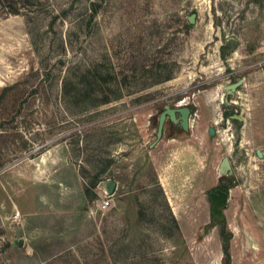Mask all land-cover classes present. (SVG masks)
I'll return each instance as SVG.
<instances>
[{"label": "rangeland", "instance_id": "obj_1", "mask_svg": "<svg viewBox=\"0 0 264 264\" xmlns=\"http://www.w3.org/2000/svg\"><path fill=\"white\" fill-rule=\"evenodd\" d=\"M11 2L0 93L27 79L0 106V264H218L222 179L231 264H264V0ZM165 104L189 128L150 147Z\"/></svg>", "mask_w": 264, "mask_h": 264}, {"label": "trees", "instance_id": "obj_2", "mask_svg": "<svg viewBox=\"0 0 264 264\" xmlns=\"http://www.w3.org/2000/svg\"><path fill=\"white\" fill-rule=\"evenodd\" d=\"M14 1L15 0H12V2L10 3L9 8H8V13L16 15V14L19 13V10L16 9V4H15ZM90 5H91V8H90L91 9V14H94L96 12L95 4L94 3H90ZM219 50H220V57H221L222 60H224L226 55H227V46L225 44L221 45ZM59 62L61 63V61H59ZM85 68H86V73H88V77L95 78V74L96 73H101V70L99 68H97V65H95L94 63L89 64L88 67H85ZM84 78H86V74H85ZM171 78H172L171 74H166L163 78H161V80L167 81V80H170ZM25 79H27V76H25L21 81L15 82L13 85H11V86H9L7 88H4L1 91V93H0V106H1V104H3V102L7 98L8 93L10 91L15 90L20 85H22L23 81H25ZM70 82L71 81L65 80L64 83H63V86H62V90H63L64 96H66L65 94L67 92L69 98H70L71 95H70V91L67 88H68ZM159 82L160 81L157 80L154 84L159 83ZM151 84H147L145 86V88L151 87L152 86ZM77 85H81L82 88H79V89L75 88L76 93H79L80 91L83 92L86 84L81 82V83H79ZM83 85H85V86L83 87ZM121 97L122 96L120 95V93H117V95L113 99H109V97L106 96L104 99L103 98L97 99L96 103H98V102L99 103H107V102H110L112 100L120 99ZM0 138H1V135H0ZM1 167H3L2 164L0 165V168ZM94 186H95L94 182L91 183L90 185L86 186L85 189H84V193L87 195L90 192V190H92V188H94ZM232 186H233V184H232L231 181L225 182L224 179H222L221 181H219V183L217 185V189H221V190H223L225 192H228L229 188L232 187ZM171 221H172L173 226L177 229L178 234L181 236V232H180V230L178 228L177 221L174 219V217H171ZM219 236H220V239H221V242H222L221 249H222L223 256H222V261L220 263H218V264H231V255H230V251H229V239L231 237V233L226 230L225 219L219 222Z\"/></svg>", "mask_w": 264, "mask_h": 264}, {"label": "water", "instance_id": "obj_3", "mask_svg": "<svg viewBox=\"0 0 264 264\" xmlns=\"http://www.w3.org/2000/svg\"><path fill=\"white\" fill-rule=\"evenodd\" d=\"M192 18L193 16L190 19ZM240 83L241 82L238 81L237 83L229 86V88L230 89L235 88ZM176 114H179V117H177ZM190 114H191L190 108L186 105H181L179 107H170L168 104H165L163 111L160 113L158 117L155 140L150 145V147L155 145L161 139L163 134L164 123L167 117H169L172 123L180 122V127L184 131H187L189 128ZM229 169H230L229 159L227 157H223L219 165V173L225 174L226 171H228ZM113 189H114V183L108 182L106 185L107 193L111 194L113 192ZM227 197H228V192H225L221 189H215L213 192L209 193V199L212 204V213L214 217L218 219L219 222L225 219L221 213V209L224 207Z\"/></svg>", "mask_w": 264, "mask_h": 264}, {"label": "built area", "instance_id": "obj_4", "mask_svg": "<svg viewBox=\"0 0 264 264\" xmlns=\"http://www.w3.org/2000/svg\"><path fill=\"white\" fill-rule=\"evenodd\" d=\"M101 193H104V199L101 201L100 206L107 208L112 203L113 194H108L106 188H104Z\"/></svg>", "mask_w": 264, "mask_h": 264}, {"label": "flooded vegetation", "instance_id": "obj_5", "mask_svg": "<svg viewBox=\"0 0 264 264\" xmlns=\"http://www.w3.org/2000/svg\"><path fill=\"white\" fill-rule=\"evenodd\" d=\"M169 105V104H168ZM170 106V105H169ZM171 107V106H170ZM176 107H179V106H176ZM163 109H164V106H163ZM163 111V110H162ZM190 111H191V109H190ZM177 115V117H179V114H176ZM190 117V116H189ZM166 119H168L169 121H170V119H169V117H167ZM166 121V120H165ZM171 122V121H170ZM172 123V122H171ZM165 124V123H164ZM173 124H176V125H178L179 127H180V122H177V123H173ZM181 128V127H180Z\"/></svg>", "mask_w": 264, "mask_h": 264}]
</instances>
